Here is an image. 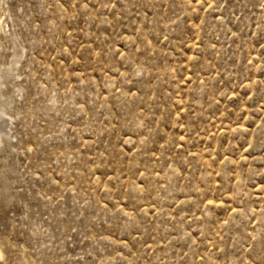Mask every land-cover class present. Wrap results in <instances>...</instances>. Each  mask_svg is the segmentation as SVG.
I'll return each mask as SVG.
<instances>
[{
    "label": "rangeland",
    "instance_id": "1",
    "mask_svg": "<svg viewBox=\"0 0 264 264\" xmlns=\"http://www.w3.org/2000/svg\"><path fill=\"white\" fill-rule=\"evenodd\" d=\"M0 264H264V0H0Z\"/></svg>",
    "mask_w": 264,
    "mask_h": 264
}]
</instances>
